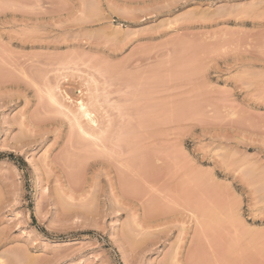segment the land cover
<instances>
[{"label":"rangeland","instance_id":"obj_1","mask_svg":"<svg viewBox=\"0 0 264 264\" xmlns=\"http://www.w3.org/2000/svg\"><path fill=\"white\" fill-rule=\"evenodd\" d=\"M0 264H264V0H0Z\"/></svg>","mask_w":264,"mask_h":264},{"label":"bare ground","instance_id":"obj_2","mask_svg":"<svg viewBox=\"0 0 264 264\" xmlns=\"http://www.w3.org/2000/svg\"><path fill=\"white\" fill-rule=\"evenodd\" d=\"M50 95V94H49ZM53 95V94H52ZM51 96V95H50ZM51 97H53V96H51ZM54 98V97H53ZM55 100V99H54ZM78 105V104H77ZM88 107V106H87ZM77 108V107H76ZM78 109H80L79 111H81V112H83V113H81V115L80 116H82L83 115V118L85 117V121H88L90 124H92L93 123V125H96V121L97 120H95V118H93L94 116H93V114L89 111V109H86V107L84 106V103L82 104L81 102L79 103V105H78V108H77V110ZM73 117V116H72ZM96 117V116H95ZM75 121V120H74ZM76 123H78L79 124V126L80 127H82L81 125L82 124H80V122L76 119ZM75 123V124H76ZM95 123V124H94ZM78 126V125H77ZM87 126V125H86ZM92 126V125H91ZM90 126V127H91ZM85 126H83V128H84ZM89 127V126H88ZM88 127H87V130H88ZM79 128V127H78ZM94 128V127H93ZM80 129V128H79ZM84 130V129H83ZM94 130V129H93ZM91 131V130H90ZM93 132V131H92ZM97 132V131H96ZM82 133H83V131H82ZM97 133H99V132H97ZM97 133L95 134H92V133H87L89 136H90V139H91V137L93 138V139H97L99 136L97 135ZM104 133V132H103ZM86 135V134H85ZM84 135V136H85ZM101 136H102V134H101ZM103 137V136H102ZM92 140V139H91ZM99 140H100V138H99ZM97 141V140H96ZM98 142V141H97ZM135 170V169H134ZM138 171H139V169H138ZM146 170L144 169V172H145ZM139 174V173H138ZM141 174H143V172H141ZM129 182V180H127V183ZM118 183H120V182H118ZM124 185V184H123ZM120 186V185H119ZM119 186H118V188H119ZM128 186H129V184H128ZM120 187H122V186H120ZM126 187V185H124V188ZM132 188V187H131ZM131 188L129 187V190L131 191ZM119 189H121V188H119ZM123 189V188H122ZM121 192H122V190H120ZM124 191H125V189H124ZM123 191V192H124ZM137 191V190H136ZM135 191V192H136ZM126 192H127V190H126ZM140 193V192H139ZM123 194V193H122ZM121 194V195H122ZM133 193L131 192V196H133L132 195ZM136 195H138V194H136ZM123 196V195H122ZM124 196H126V193L124 192ZM127 197H129L130 198V194L128 195L127 194ZM139 199V197H136V199ZM124 203V202H123ZM125 205H126V203H124ZM126 207V206H125ZM149 210H150V208H149ZM127 226V225H126ZM127 228V227H126ZM128 229V228H127ZM129 229H131V228H129ZM126 232H129V230L128 231H126ZM131 232V231H130ZM203 232V231H202ZM129 234V233H128ZM125 235H127V234H125ZM130 236H132V234H130ZM127 237V236H126ZM127 239H129V238H127ZM175 251V250H174ZM178 254V252H177V250H176V252H174V254H173V256H172V261L174 262V261H176V263H179L180 261L178 260V258L175 260V258H176V255ZM193 255V254H192ZM192 257V256H191ZM190 257V258H191ZM194 257H195V255H193V261H194ZM192 259V258H191ZM172 262V263H173ZM195 263H196V261H194ZM193 262V263H194ZM175 263V262H174Z\"/></svg>","mask_w":264,"mask_h":264}]
</instances>
